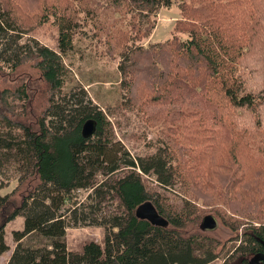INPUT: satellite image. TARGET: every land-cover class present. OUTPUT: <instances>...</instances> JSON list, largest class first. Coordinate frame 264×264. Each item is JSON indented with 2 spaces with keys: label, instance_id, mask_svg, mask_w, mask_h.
Instances as JSON below:
<instances>
[{
  "label": "trees",
  "instance_id": "trees-1",
  "mask_svg": "<svg viewBox=\"0 0 264 264\" xmlns=\"http://www.w3.org/2000/svg\"><path fill=\"white\" fill-rule=\"evenodd\" d=\"M215 1L179 0L171 39L147 48L157 14L176 0L41 1L36 23L57 29L54 51L24 39L30 31L0 0V73L13 85L0 86V191L16 182L0 194V258L9 251L6 226L23 219L6 264H211L220 257L264 264V0ZM82 21L102 53L119 60L126 93L139 90L134 105H172L187 123L198 110L211 119L205 138L135 159L115 142L107 117L64 62L81 40ZM88 120L96 131L84 139ZM145 176L176 188L181 207L147 190ZM81 190L89 202L79 205L73 195ZM147 201L167 227L135 216ZM207 215L235 235L226 252L200 232ZM74 224L103 228V244L69 252L66 229Z\"/></svg>",
  "mask_w": 264,
  "mask_h": 264
},
{
  "label": "rangeland",
  "instance_id": "rangeland-1",
  "mask_svg": "<svg viewBox=\"0 0 264 264\" xmlns=\"http://www.w3.org/2000/svg\"><path fill=\"white\" fill-rule=\"evenodd\" d=\"M42 4L45 2V6L48 7L52 4L50 0H3L5 6L11 10L12 14L21 21L24 29L30 32L24 36V39L31 37L38 41L42 46H45L51 50L57 51V29L50 23L38 27L39 18L42 13H36L37 3ZM218 1V0H217ZM215 1V2H217ZM193 6L199 5L202 0H188ZM179 0H176L175 5L170 8H161L157 14V22L155 29L152 31L148 40L143 44L144 48H147L151 44L160 43L171 39L173 33V27L177 20L180 19V12L177 7ZM219 10L218 6L215 4ZM237 15L241 14V6L233 9ZM38 12V11H37ZM82 20V16H80ZM37 22V23H36ZM81 40H76L75 49L68 52L64 58L65 64L70 68L71 80L78 82L83 86L88 98L101 109L107 117L114 132V140L118 142L130 156L135 159L137 157H147L155 154L157 150L166 151L168 149L175 148L177 145L195 144L194 138L204 139L206 136L205 129L210 123L211 119L207 117V120H203L202 115L194 112L190 122L184 119L175 107L165 104L163 109L139 108L132 102L138 100L139 90L131 89V94L126 93L125 86L121 85L120 73L117 70L119 60L111 57H106L102 53V48L96 45L95 41L91 39V32L89 27L82 21ZM179 39H185V34H176ZM30 73V71H28ZM72 82L71 85L73 84ZM0 86L1 87H13L8 82L6 76L0 73ZM127 86V84H126ZM126 90V91H125ZM130 99V100H129ZM129 101V102H128ZM201 111L203 105L195 104ZM163 110V111H162ZM182 112L192 113L186 107L182 106ZM196 113V114H195ZM208 112H202L207 114ZM185 123H187L185 125ZM184 124V127L181 125ZM178 126V127H177ZM176 129V130H175ZM155 178L147 177L143 178L145 186L149 191H157L164 199L165 203H168V207L179 209L182 202L180 201L178 191L174 189H161ZM16 182L9 183L7 188L0 191L1 195H5L14 190ZM87 191H77L73 195L75 202L80 204L89 202ZM201 203V202H199ZM70 207V204L66 208ZM219 226L212 233H205L209 237L216 239L220 244L218 251L221 247L224 250H228L230 246L234 245L231 242L235 238V235L218 220ZM23 227V219L17 217L14 221L10 222L5 228V242L9 246V251L0 258V264H6L12 250L14 249V242L12 241V232L20 231ZM188 232L194 231L192 226L187 227ZM197 231L198 228H196ZM201 232V231H200ZM204 233V232H202ZM66 244L69 252L78 253L81 252L82 247L90 242H96L100 245L103 244L104 229L98 226H81L80 224L71 225L66 229ZM227 263L222 257L212 262L211 264H224ZM231 264H241V261H234Z\"/></svg>",
  "mask_w": 264,
  "mask_h": 264
},
{
  "label": "water",
  "instance_id": "water-1",
  "mask_svg": "<svg viewBox=\"0 0 264 264\" xmlns=\"http://www.w3.org/2000/svg\"><path fill=\"white\" fill-rule=\"evenodd\" d=\"M95 131L96 123L93 120H88L83 124L81 134L84 139H88L94 135ZM135 216L140 220L149 222L152 226L162 228L168 226V223L161 216H159L155 207L150 201L138 206L135 210ZM218 226V220L212 215L205 216L199 225L200 231L204 233H212L218 228Z\"/></svg>",
  "mask_w": 264,
  "mask_h": 264
}]
</instances>
